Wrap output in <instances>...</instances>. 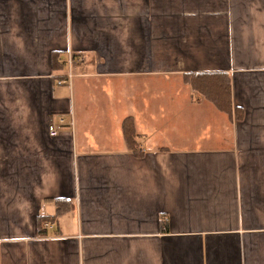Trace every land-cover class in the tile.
<instances>
[{
	"label": "crops",
	"instance_id": "crops-1",
	"mask_svg": "<svg viewBox=\"0 0 264 264\" xmlns=\"http://www.w3.org/2000/svg\"><path fill=\"white\" fill-rule=\"evenodd\" d=\"M0 264H264V0H0Z\"/></svg>",
	"mask_w": 264,
	"mask_h": 264
},
{
	"label": "trees",
	"instance_id": "trees-1",
	"mask_svg": "<svg viewBox=\"0 0 264 264\" xmlns=\"http://www.w3.org/2000/svg\"><path fill=\"white\" fill-rule=\"evenodd\" d=\"M187 83L191 87L203 95L208 101L212 102L217 109L221 112L228 114L231 112L232 108V98H231V81L228 74L225 73H197L187 75ZM131 125V124H130ZM132 126V125H131ZM126 137L129 141L130 147L133 150L136 149L137 144L134 142V131L129 125H125ZM57 207V217L61 216L66 208H69L71 202L65 199L54 200ZM40 228L43 226L44 222L49 220L39 219Z\"/></svg>",
	"mask_w": 264,
	"mask_h": 264
},
{
	"label": "built area",
	"instance_id": "built-area-1",
	"mask_svg": "<svg viewBox=\"0 0 264 264\" xmlns=\"http://www.w3.org/2000/svg\"><path fill=\"white\" fill-rule=\"evenodd\" d=\"M72 58H70V65H73V61H71ZM77 62H81V59H78L76 60ZM72 75H69L68 77V81L69 80H72ZM64 83H67V81H63ZM66 118L64 116H61L59 118H50L49 119V127H48V133H49V136L52 137V138H55L57 136H59L60 134V131L61 129L66 126V125H69L70 127L73 126V121L71 120L70 123H68L66 120Z\"/></svg>",
	"mask_w": 264,
	"mask_h": 264
},
{
	"label": "rangeland",
	"instance_id": "rangeland-1",
	"mask_svg": "<svg viewBox=\"0 0 264 264\" xmlns=\"http://www.w3.org/2000/svg\"><path fill=\"white\" fill-rule=\"evenodd\" d=\"M128 84H126V86H127ZM205 98V97H204ZM206 99V98H205Z\"/></svg>",
	"mask_w": 264,
	"mask_h": 264
}]
</instances>
